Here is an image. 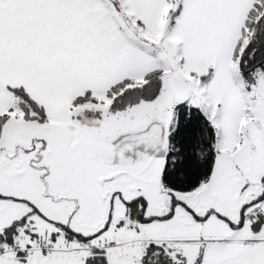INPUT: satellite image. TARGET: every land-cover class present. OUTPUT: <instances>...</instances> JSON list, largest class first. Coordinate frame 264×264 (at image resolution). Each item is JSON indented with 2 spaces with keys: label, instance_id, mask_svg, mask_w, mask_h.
<instances>
[{
  "label": "snow or ice",
  "instance_id": "obj_1",
  "mask_svg": "<svg viewBox=\"0 0 264 264\" xmlns=\"http://www.w3.org/2000/svg\"><path fill=\"white\" fill-rule=\"evenodd\" d=\"M0 264H264V0H0Z\"/></svg>",
  "mask_w": 264,
  "mask_h": 264
}]
</instances>
